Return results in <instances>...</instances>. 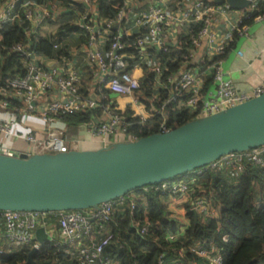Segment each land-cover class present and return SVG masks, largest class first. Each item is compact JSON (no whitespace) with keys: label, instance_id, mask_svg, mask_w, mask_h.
Masks as SVG:
<instances>
[{"label":"built area","instance_id":"1","mask_svg":"<svg viewBox=\"0 0 264 264\" xmlns=\"http://www.w3.org/2000/svg\"><path fill=\"white\" fill-rule=\"evenodd\" d=\"M167 1L122 0L114 18L107 20L100 18L97 0H69L72 5L84 8L81 12L75 11L66 24L76 29L79 36L86 38L78 50L94 72L93 85L90 83L86 88L87 94H83L80 71L74 67L73 61L77 58L76 49L67 50V56L58 55L55 59L34 51L36 44L43 40L51 41L54 50L60 47V40L57 42L51 38H55L60 32V17L68 12L69 6L64 7L59 0H0V32L12 24L28 25L24 41L9 47L0 43V54L2 51L15 54L21 65L20 72L5 80L0 78V110L6 113L5 118L0 117V135L12 144L17 142L18 123H22L23 118L28 115L39 118L49 126L45 132L31 130L24 134L22 140L28 144L25 151L8 147L1 142L0 155H54L81 150L86 143H91L97 149L114 143L137 141L139 138L129 131L126 118L117 112V105L113 101L102 104L109 98L108 94L129 97L135 107L142 106L144 114L136 113L135 110L133 112L130 108L126 110L140 124L160 116V132L169 130L166 109H188L198 118H203L264 94V81L249 93L240 92L226 83L221 61L214 60L223 55L234 32L239 37L247 35L249 26L243 25V21L258 11L257 3L260 0H248L249 7L240 11L231 9L227 4L215 5L207 0H177L174 4H168ZM144 3L146 6L142 9ZM227 15H238V19L228 27L226 36L221 39L214 22L218 17ZM263 18L264 15L257 16L254 22ZM192 24H200L201 28L191 41L192 50L188 53V58L192 61L196 58L197 51H201V61H196L195 66L182 65L164 80L162 76L165 68L159 55L163 58L162 54H168L169 49L177 45L179 29ZM113 29L118 30V34L113 35ZM127 37H132V40L127 41ZM130 50L133 52H129ZM151 51L158 52L159 55L155 56ZM205 63L210 65L206 66ZM144 70L146 75H154V89L165 93L164 98L155 94L159 101L163 99L158 110L153 107L148 109L139 97V78ZM205 78H210L214 85L212 89L204 90ZM94 89L101 93L106 90L108 94L95 95ZM150 100L153 102L154 97ZM97 109L100 116L86 124L65 125V129L53 128L57 123H63L64 117ZM246 161L264 167V145L246 152L225 155L181 178L144 187L141 191L146 193L153 190L167 194V211L172 219L174 217L171 216V210L179 199L183 200L184 205L189 203L196 216L217 218L218 210H214L202 195L205 192L198 195L195 190L200 188V182L209 173L231 171L236 175L241 174ZM194 195L196 196L190 200ZM142 202L143 193H130L102 203L96 210L0 211L3 230L0 241L3 242L1 247H5L0 248V254L13 253L23 247L38 250L40 244L36 240L35 231L43 228L47 240L52 241L57 248L55 254H65L76 259L78 264H110L101 259L103 250L113 239L107 224L117 213L128 212L132 227L139 234H144L149 225L145 221L141 223L138 217L143 207ZM52 222L57 225V238L54 232L47 233ZM179 232L184 233L185 229L181 231L180 227ZM178 238L179 233L166 237L170 242ZM177 252L180 257L185 254L182 249ZM187 252L192 257L207 259L210 264H223L222 250L215 245L207 249L196 242L188 247ZM162 258L161 254L159 264H162ZM173 264L180 262L176 260Z\"/></svg>","mask_w":264,"mask_h":264},{"label":"trees","instance_id":"2","mask_svg":"<svg viewBox=\"0 0 264 264\" xmlns=\"http://www.w3.org/2000/svg\"><path fill=\"white\" fill-rule=\"evenodd\" d=\"M43 2L47 0H37ZM64 7L69 6L66 14L60 19L66 20L59 26L60 31L53 41L62 40L69 35L80 33L70 27L66 22L72 19L74 12H81L82 6L72 5L69 0H59ZM97 11L102 19H113L117 8L121 7L122 0H97ZM258 11L243 21V25L251 26L254 18L264 15V0L257 3ZM84 9V8H83ZM28 25L18 26L12 24L7 26L0 32V43L9 47L17 42L24 41L25 30ZM201 28L200 24H192L186 29H179L177 34V45L169 49V53L161 55L158 52H150L158 56L165 68L162 78L165 80L170 75L177 72L182 65L189 63L188 53L192 50L191 41ZM112 34H118V30L113 29ZM239 35L233 33L232 40L225 46L224 53L215 57V61H223L226 55L235 46ZM80 45L85 43L86 38L79 36ZM132 37H127V41H131ZM35 53L53 58L56 51L51 41H39L34 48ZM133 52V51H129ZM66 55L67 51H58L56 55ZM165 58V59H164ZM167 58V59H166ZM182 64V65H181ZM209 66V63H205ZM131 68H129V71ZM21 71L19 59L15 54H9L2 51L0 54V78L8 79L17 72ZM140 80V95L149 99L154 97V101L146 102L149 109L153 107L159 109L163 99L160 101L155 94H160L164 98L165 93L157 91L153 87L154 75H146L145 70ZM205 85V88L211 84V80ZM83 83V82H82ZM204 88V89H205ZM81 92L87 94V89L82 88ZM95 95H106L108 91L103 90L102 93L98 89L93 90ZM109 98L102 104L110 103ZM126 118V125L132 134L138 138L147 137L160 132V116L154 117L143 123H138L136 119L131 118V114L117 111ZM100 116V111L92 110L87 113H74L68 117H64L62 122L66 126L83 125ZM166 124L168 129L180 127L188 122L198 119L197 115L192 114L188 109L169 108L165 110ZM227 173L231 171L212 172L209 173L200 182L199 189L195 191L208 199L213 198L218 210L217 218L198 217L190 209V204H185V215L189 219V226L184 233H180V226L177 221L168 216L167 211V194L150 190L146 193L141 189L132 193H143V207H141L138 217L141 223H147L149 228L144 234H139L131 225V218L128 212H119L107 224V228L113 234V239L109 245L103 250L101 259L109 261L110 264H159V256L162 254V264H173L179 260L180 264H189L192 255L187 252L188 247L199 242L205 248L211 245L222 250L223 264H264V167H258L246 161L244 163V171L236 175L232 180L229 179ZM177 177L175 179L181 178ZM258 187L259 195H255V188ZM191 196L190 200L195 197ZM256 198L258 200H256ZM202 218H205L202 220ZM145 221V222H144ZM0 234L3 232L0 225ZM179 233V238L170 242L166 239L167 235ZM3 242L0 241V248ZM187 247V248H186ZM184 248H186L184 250ZM184 251V256L180 257L178 250ZM56 246L50 240L41 244L39 249L33 255L32 259L37 264L43 263H59V264H78L65 254H55ZM31 252L27 247L18 249L13 253L0 254V264H24Z\"/></svg>","mask_w":264,"mask_h":264},{"label":"water","instance_id":"3","mask_svg":"<svg viewBox=\"0 0 264 264\" xmlns=\"http://www.w3.org/2000/svg\"><path fill=\"white\" fill-rule=\"evenodd\" d=\"M240 11L248 0H213ZM264 145V94L214 115L134 142L67 153L0 155V211L96 210L144 187ZM41 245L43 228L35 232ZM31 249L24 264H37ZM43 264H51L43 263Z\"/></svg>","mask_w":264,"mask_h":264},{"label":"crops","instance_id":"4","mask_svg":"<svg viewBox=\"0 0 264 264\" xmlns=\"http://www.w3.org/2000/svg\"><path fill=\"white\" fill-rule=\"evenodd\" d=\"M142 0H139V2ZM177 0H168V4H174ZM208 2L213 3V0H207ZM146 3L143 4L142 9L145 8ZM238 15H227L220 16L214 22L215 30L219 31V37L223 39L228 32V27L232 25L238 18ZM187 28V27H186ZM184 28V29H186ZM182 30V29H181ZM179 33V32H178ZM177 43V38H176ZM78 48V47H77ZM66 49V48H64ZM75 49V48H73ZM66 49L65 51H67ZM70 51V50H68ZM57 53V52H56ZM56 53L53 56V59L57 58ZM196 54V53H195ZM165 55V54H162ZM201 61V51H197L196 58L192 61L189 60V63H185L186 67L195 66V62ZM74 67L80 71L82 78L83 88L91 83L93 85V74L91 67L87 63L85 56L82 53H79L76 59H73ZM204 61H206L204 59ZM182 65V64H181ZM221 69L223 71V79L226 83L235 87L238 91L249 93L255 89L259 84L264 81V18L261 21L253 22L249 26V30L246 36L239 37L235 46L231 51L226 55L223 61H221ZM206 75L209 74L206 73ZM201 76V75H200ZM208 79L205 78L203 87L205 88ZM214 85L209 84L204 90H210ZM111 100L117 105L119 111L128 113L129 108L136 111V113H143V107L139 106L138 108L133 105L132 99L129 97H122L117 95H111ZM136 108V109H135ZM0 114L5 116V112L0 110ZM129 114V113H128ZM0 115V117H1ZM2 118V117H1ZM66 128V127H65ZM64 128V129H65ZM9 142L8 140H6ZM3 143V142H2ZM10 143V142H9ZM4 144V143H3ZM5 145V144H4ZM12 147V146H11ZM96 146L91 143H86L81 147V150H91L95 149ZM171 216L174 217L175 221L180 219H185L187 222H184L181 227V231L187 229L189 226V219L185 215V205L182 199H179L175 202V207ZM177 218V219H176ZM204 220V218L202 219ZM179 225V222H178ZM36 232V231H35ZM55 237H58L57 225L52 222L47 233H53ZM50 235V234H49ZM49 238V236H48ZM189 264H210L209 261L205 258L193 257Z\"/></svg>","mask_w":264,"mask_h":264},{"label":"rangeland","instance_id":"5","mask_svg":"<svg viewBox=\"0 0 264 264\" xmlns=\"http://www.w3.org/2000/svg\"><path fill=\"white\" fill-rule=\"evenodd\" d=\"M66 20V18H62L59 20V23H62ZM60 47L55 50L56 52L63 49V48H66L68 50H72L73 48H75L77 51V57L79 55V46H80V39H79V36L78 34L76 33H73L71 35H69L68 37L60 40ZM78 47V48H77ZM141 101L143 103H146L148 101H151L149 99H146L145 97H142L141 96ZM1 115V114H0ZM2 118H5L4 115H1ZM49 126L44 124L39 118H36L34 116H31V115H28L26 117L23 118L22 120V123H18V132H19V139L17 142H14V144L12 143H9L7 142L5 139L4 136L0 135V143L3 142L5 145H7L8 147H13V148H16L20 151H25L28 147V144L24 143L22 138L24 136V134H26L28 131H31V130H38V131H43L45 132V130L48 128ZM66 126L64 123H57L56 126H53V128H59V129H64ZM11 147V148H12ZM227 176L229 177L230 180H232L235 176L233 173H227ZM255 195L258 196L259 194V190H258V187L255 188ZM256 200H258L256 198ZM207 201H209L211 203V207H213L214 210H217V206L216 204L213 202V198L211 196L208 197ZM175 207V206H174ZM173 207V209H174ZM173 209L171 210V213L173 212ZM177 219V218H176ZM179 222V226H183L184 222H187V220L185 219H180L179 221L177 220V223Z\"/></svg>","mask_w":264,"mask_h":264}]
</instances>
